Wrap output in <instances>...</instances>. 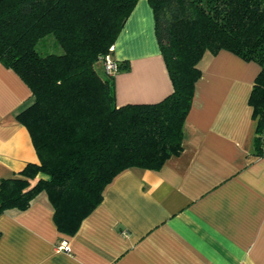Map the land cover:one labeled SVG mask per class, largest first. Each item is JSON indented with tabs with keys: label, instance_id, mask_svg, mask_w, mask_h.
I'll use <instances>...</instances> for the list:
<instances>
[{
	"label": "crops",
	"instance_id": "crops-1",
	"mask_svg": "<svg viewBox=\"0 0 264 264\" xmlns=\"http://www.w3.org/2000/svg\"><path fill=\"white\" fill-rule=\"evenodd\" d=\"M110 56L117 106L172 91L148 0H137ZM184 123L182 149L158 170L129 168L106 185L77 231L60 232L45 192L0 214V264H264V155L248 99L260 69L221 49L206 53ZM28 85L0 63V180L37 161L16 115ZM67 239L69 251L55 248Z\"/></svg>",
	"mask_w": 264,
	"mask_h": 264
},
{
	"label": "trees",
	"instance_id": "trees-1",
	"mask_svg": "<svg viewBox=\"0 0 264 264\" xmlns=\"http://www.w3.org/2000/svg\"><path fill=\"white\" fill-rule=\"evenodd\" d=\"M136 1L0 0V63L31 90L32 103L16 118L37 156L0 180V214L27 209L43 191L57 229L74 234L118 173L158 170L181 151L200 61L221 49L260 67L248 99L259 148L264 0H148L172 91L157 102L117 106L114 78L105 74L101 59ZM48 34L61 53L36 49Z\"/></svg>",
	"mask_w": 264,
	"mask_h": 264
},
{
	"label": "built area",
	"instance_id": "built-area-1",
	"mask_svg": "<svg viewBox=\"0 0 264 264\" xmlns=\"http://www.w3.org/2000/svg\"><path fill=\"white\" fill-rule=\"evenodd\" d=\"M111 50V47H110ZM110 53V52H109ZM107 53L102 57V67L105 72V74L108 77H113L118 71L120 67L119 61L113 59L110 54ZM259 138V149H260V155H264V127H262L261 131L258 133ZM55 248L57 250L69 251V245L67 239L63 238L58 243H56Z\"/></svg>",
	"mask_w": 264,
	"mask_h": 264
},
{
	"label": "rangeland",
	"instance_id": "rangeland-1",
	"mask_svg": "<svg viewBox=\"0 0 264 264\" xmlns=\"http://www.w3.org/2000/svg\"><path fill=\"white\" fill-rule=\"evenodd\" d=\"M36 49L43 54L46 53H61V46L55 41L51 34H48L38 40Z\"/></svg>",
	"mask_w": 264,
	"mask_h": 264
}]
</instances>
